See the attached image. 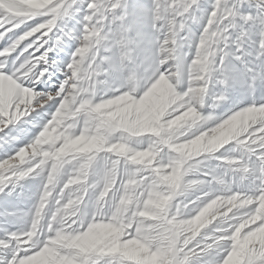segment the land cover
Instances as JSON below:
<instances>
[{
    "label": "clouds",
    "instance_id": "clouds-1",
    "mask_svg": "<svg viewBox=\"0 0 264 264\" xmlns=\"http://www.w3.org/2000/svg\"><path fill=\"white\" fill-rule=\"evenodd\" d=\"M7 19L0 76L34 98L0 114V264H132L108 240L79 248L98 225L162 264H226L237 237L264 264V0H51ZM161 79L158 135L141 134L122 113ZM153 144L158 169L139 162Z\"/></svg>",
    "mask_w": 264,
    "mask_h": 264
},
{
    "label": "rangeland",
    "instance_id": "rangeland-1",
    "mask_svg": "<svg viewBox=\"0 0 264 264\" xmlns=\"http://www.w3.org/2000/svg\"><path fill=\"white\" fill-rule=\"evenodd\" d=\"M51 0H0V32H3L5 28L12 27L8 22V17H20L28 19L35 15L40 9L44 8ZM179 2V0H176ZM223 2V0H222ZM17 29L13 28V32ZM35 37H33L34 39ZM29 41H25L28 43ZM32 51V49H29ZM43 51V49H41ZM27 55V53H25ZM38 56L39 53H36ZM168 90V84L164 79H161L154 90V93L141 102L140 105H129L124 109L122 117L124 120H129L132 115L136 114V120L133 123L140 128L141 134L149 133L152 135H158V131H153L152 121L154 118L156 101L159 97H163ZM20 92L22 102H31L34 98L33 93L28 89H20L19 85L10 77L0 76V114L8 116V109L12 104L17 92ZM226 135L225 129L217 131L216 139ZM49 140L55 138V133L47 136ZM83 151H91L89 146L85 144L82 148ZM121 152H126V146L120 147ZM159 151L156 144L152 145L149 152L140 157V163H148L151 161L152 167L158 169L153 157ZM178 165H182V162H177ZM171 168V166H169ZM262 210H264V204H262ZM258 218V217H256ZM120 233L112 230L104 225L96 226L94 231L86 234L79 242L78 246L82 250H89L97 244L103 243L108 240L113 247L114 251H119L125 259L132 262V264H162L163 257L159 252H150L148 247L139 240H130L126 243H120ZM254 240H264V228L257 229L252 234ZM63 239L58 240L57 244H63ZM236 242L239 248L236 250L226 264H242V250L248 246V241L236 238ZM56 253L54 249H45L44 252L38 253L36 256H31L21 261V264H50V261L55 259ZM67 259V258H65Z\"/></svg>",
    "mask_w": 264,
    "mask_h": 264
},
{
    "label": "snow or ice",
    "instance_id": "snow-or-ice-1",
    "mask_svg": "<svg viewBox=\"0 0 264 264\" xmlns=\"http://www.w3.org/2000/svg\"><path fill=\"white\" fill-rule=\"evenodd\" d=\"M0 47H3V45H2V44H0Z\"/></svg>",
    "mask_w": 264,
    "mask_h": 264
}]
</instances>
